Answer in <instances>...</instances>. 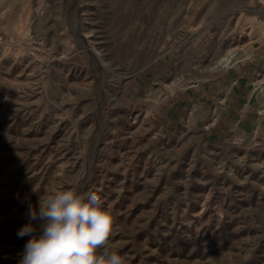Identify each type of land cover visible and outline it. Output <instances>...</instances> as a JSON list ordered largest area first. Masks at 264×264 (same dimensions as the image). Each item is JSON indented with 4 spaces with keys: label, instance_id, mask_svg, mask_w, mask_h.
<instances>
[{
    "label": "rangeland",
    "instance_id": "rangeland-1",
    "mask_svg": "<svg viewBox=\"0 0 264 264\" xmlns=\"http://www.w3.org/2000/svg\"><path fill=\"white\" fill-rule=\"evenodd\" d=\"M261 43L264 0H0V264L54 189L99 193L126 264H264V128L189 100Z\"/></svg>",
    "mask_w": 264,
    "mask_h": 264
},
{
    "label": "clouds",
    "instance_id": "clouds-1",
    "mask_svg": "<svg viewBox=\"0 0 264 264\" xmlns=\"http://www.w3.org/2000/svg\"><path fill=\"white\" fill-rule=\"evenodd\" d=\"M25 215L28 223L17 235L32 238L20 264H126L110 245L113 218L96 191L54 189L29 204Z\"/></svg>",
    "mask_w": 264,
    "mask_h": 264
},
{
    "label": "crops",
    "instance_id": "crops-1",
    "mask_svg": "<svg viewBox=\"0 0 264 264\" xmlns=\"http://www.w3.org/2000/svg\"><path fill=\"white\" fill-rule=\"evenodd\" d=\"M245 67H235L227 71L221 78H214L192 89L189 100L197 111L209 117L219 110L231 120H244L251 124L252 129L264 128V80L259 87L252 89L250 83L253 75L264 74V44L256 47ZM224 89H219V83ZM256 127V128H255Z\"/></svg>",
    "mask_w": 264,
    "mask_h": 264
},
{
    "label": "bare ground",
    "instance_id": "bare-ground-1",
    "mask_svg": "<svg viewBox=\"0 0 264 264\" xmlns=\"http://www.w3.org/2000/svg\"><path fill=\"white\" fill-rule=\"evenodd\" d=\"M252 20V19H251ZM250 22V21H249ZM253 22V21H252ZM253 24V23H252ZM250 27H252V25L250 26ZM227 29V28H226ZM229 29V28H228ZM228 31V30H227ZM246 31V30H245ZM250 31H251V29H250ZM227 33V32H226ZM243 33V32H242ZM241 33H239V35H240ZM248 34V33H247ZM86 36V35H85ZM261 36V35H260ZM84 37V36H83ZM87 37V36H86ZM237 38V37H236ZM242 38V37H241ZM87 39V38H86ZM251 40V39H250ZM252 43L250 42V43H247V44H245L243 47H242V49L244 50V51H246V52H248L251 48H252ZM254 47V46H253ZM224 48V47H223ZM220 54V53H219ZM234 55H235V50L233 49V50H229L222 58H221V60H220V62H223V63H225V64H229L230 62H231V60L233 59V57H234ZM208 57V56H207ZM218 57V56H217ZM203 61V60H202ZM169 90H173V86H170L169 87Z\"/></svg>",
    "mask_w": 264,
    "mask_h": 264
}]
</instances>
